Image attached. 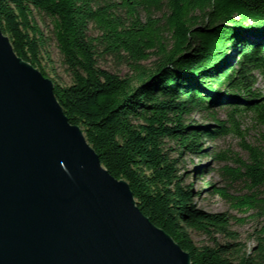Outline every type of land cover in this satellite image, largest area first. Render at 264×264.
I'll use <instances>...</instances> for the list:
<instances>
[{
    "label": "trees",
    "instance_id": "1",
    "mask_svg": "<svg viewBox=\"0 0 264 264\" xmlns=\"http://www.w3.org/2000/svg\"><path fill=\"white\" fill-rule=\"evenodd\" d=\"M39 22L52 27L71 78L52 80L65 115L109 173L128 182L144 215L192 264H264V95L255 89L264 40L248 37L264 31V0H0V27L15 53L49 78ZM108 60L118 71L103 67ZM228 106L223 121L216 109ZM196 114L214 129L190 122ZM247 114L260 130L254 144L239 126ZM232 133L243 137L246 160L222 171L244 185L236 195L215 193L255 224L251 252L217 242L234 238L230 217L196 208L201 193L183 180L182 159L226 160L206 154L204 141ZM193 234L210 244L198 246Z\"/></svg>",
    "mask_w": 264,
    "mask_h": 264
},
{
    "label": "water",
    "instance_id": "2",
    "mask_svg": "<svg viewBox=\"0 0 264 264\" xmlns=\"http://www.w3.org/2000/svg\"><path fill=\"white\" fill-rule=\"evenodd\" d=\"M0 27V264H192Z\"/></svg>",
    "mask_w": 264,
    "mask_h": 264
},
{
    "label": "rangeland",
    "instance_id": "3",
    "mask_svg": "<svg viewBox=\"0 0 264 264\" xmlns=\"http://www.w3.org/2000/svg\"><path fill=\"white\" fill-rule=\"evenodd\" d=\"M39 25L45 39V47L43 48L44 59L42 62L46 66L49 78L64 86L71 84V78L62 63V56L57 48V43L52 33V27L40 22ZM248 37L262 41L264 40V31L260 34L250 32ZM101 64L112 72L118 71V67L110 60L101 62ZM120 70L122 73L126 72L124 68ZM257 77L255 89L264 95V78L259 75ZM232 108L231 106H228L223 111L216 109V114L219 115L221 120L226 121L228 120L227 112ZM239 121L241 122L239 126L244 135V140L254 144L258 138L257 134L260 132L255 121L251 118V115L248 114L240 117ZM190 122L210 129H214L215 127L214 121L206 120L203 116L198 114L191 117ZM227 125L228 128L231 127L230 123ZM244 140L243 137L235 136L233 133L226 136L220 135L216 141L205 139L204 151L206 154H223L226 157V160H216L207 155L203 158L187 156L185 159H182L181 163L185 184L190 185L195 192L201 193L200 197L195 198L194 206L201 211L219 214L224 213L230 217L229 231L235 233L234 238L218 235L216 237L217 242L222 244L230 243L233 246L242 247L248 252H251L256 247L253 235L255 224L247 218L245 213L235 210L232 207V202L229 198L220 193H215L216 190H226L228 195H236L238 194L240 187L242 188L244 185L240 180L233 181L230 176L222 171V168L225 166L235 168L236 165L234 164V161L236 159L241 158L246 160V151L240 146ZM203 172L205 174L204 177H200L199 174ZM207 183L210 184L209 187L207 186ZM242 219H245L246 221L244 223L240 222L239 220ZM192 238L198 246L210 244V240L205 237H199L193 234Z\"/></svg>",
    "mask_w": 264,
    "mask_h": 264
}]
</instances>
